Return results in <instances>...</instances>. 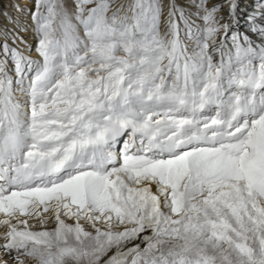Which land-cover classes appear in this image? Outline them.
<instances>
[{"label":"snow or ice","instance_id":"1","mask_svg":"<svg viewBox=\"0 0 264 264\" xmlns=\"http://www.w3.org/2000/svg\"><path fill=\"white\" fill-rule=\"evenodd\" d=\"M0 17V264H264V0Z\"/></svg>","mask_w":264,"mask_h":264},{"label":"bare ground","instance_id":"2","mask_svg":"<svg viewBox=\"0 0 264 264\" xmlns=\"http://www.w3.org/2000/svg\"><path fill=\"white\" fill-rule=\"evenodd\" d=\"M21 2H27V0H21ZM252 2V0H244V3L250 4ZM11 3V0H0V5H9ZM3 23H5V20L3 19V17H0V25H2ZM26 35V34H25ZM29 39H31V37H28ZM34 43V41H33Z\"/></svg>","mask_w":264,"mask_h":264}]
</instances>
